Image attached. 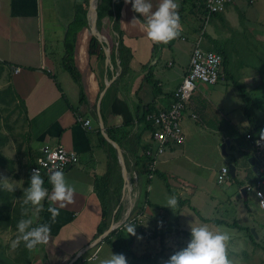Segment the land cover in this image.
<instances>
[{
  "label": "crops",
  "instance_id": "1",
  "mask_svg": "<svg viewBox=\"0 0 264 264\" xmlns=\"http://www.w3.org/2000/svg\"><path fill=\"white\" fill-rule=\"evenodd\" d=\"M253 1L249 0V5L254 4ZM177 2L181 31L176 39L164 44L152 42L141 23L132 22L133 17L140 18L141 21L144 18L134 13L131 4L126 5L123 0L119 31H115L114 20L109 18L103 22L102 28L98 26L102 39L105 38L107 41L105 45H110L108 49L111 54L110 63H107L104 45L97 39L105 59L88 57V43L92 34L87 22V27L77 33L73 54L68 59L79 76V81H75L64 65L67 59L66 37L74 20L76 8L82 4L87 8V12H90L92 6L90 0H0V68H4L5 75L7 73L10 79L9 84L13 87L16 102L24 100L25 103L32 132V140L30 143L28 140L27 145L29 156L39 158L44 155L43 150L46 147L61 146L66 151L75 153L78 159L77 164L64 171L66 182L75 189L74 203L61 208L54 222L48 208L58 205L47 198L42 203L46 205V209L39 225L50 224L51 234L46 244L38 245L34 249L40 255L32 256L31 252V264H71L82 250L85 251L77 259L80 263L87 261V264H98V258L106 256L109 251L116 253L104 242L105 238L90 248L94 241L104 234L103 232L97 238L103 215L97 181H100V191L112 208L110 226L119 210L123 218L125 214L137 215L141 211L146 213L152 207H157L154 201L151 202L148 198V194L154 190L153 182L157 179L164 182L167 192L179 199L180 204L189 203L190 210L196 206L195 201L200 202L201 208L195 209L204 219L226 221L218 218L219 213L216 214L218 210H222L220 213L223 212L228 217L242 210L248 220L247 228L253 227L257 230L255 225L258 222L248 212L245 214L243 208L239 209V204H234V195L222 191L225 197L223 202L217 199L222 198V194L205 193L208 185L206 173L211 167L194 160L190 155H185L184 150H177L178 146H169L165 153L156 159L151 178H148L149 175L147 178L141 176L142 163L136 166L137 158L142 155L144 148L155 145L151 140V129L146 123L148 121L141 119L145 107L158 112L170 105L175 88L189 69L192 49L202 26L201 6L205 5V0ZM152 3L155 9L159 0H152ZM233 6L239 8L233 0L224 13L208 22L213 35L206 31L204 48L210 46L207 37L219 43L218 22L229 21ZM120 41L132 56L124 76H121L123 69L119 58ZM178 42L193 43V46L179 48ZM235 53L232 51V54ZM230 54L228 51V55ZM175 65L178 66L177 73L173 71L170 74ZM15 69H19L18 72H15ZM241 69L239 81L245 84L246 88L252 84L253 87L247 89L257 100L261 98L258 101H264V82L261 84L257 81L264 76V69L258 72L256 67L249 65ZM148 72L151 73L158 90L156 94L152 83L146 80ZM232 76L233 73L226 70L225 79L228 80ZM258 88L259 92L261 91L260 96L255 92ZM226 110L230 112L229 105ZM23 114L26 116L24 112ZM192 114H195L196 118H193ZM199 118L205 128L194 125ZM86 119L91 121V128L82 125ZM234 119L235 116L232 119L228 118L222 127L218 126L221 125L218 120L212 119L207 123L206 119L203 120L197 113L194 101H190L182 119L186 121L182 129L195 126L192 135L190 132L192 138L188 143L189 148L195 146L192 143L196 133L208 136L214 150L221 148L224 138L230 139L231 146L232 139L228 132H231V127L237 123ZM211 124L218 129L212 128ZM186 133L189 135V132ZM106 136L121 147L128 181L124 178L117 151L118 164L112 159L110 146L113 148L114 146L107 141ZM29 145L31 150L28 148ZM243 147L241 150L246 161L255 156L251 142L247 141ZM247 155L251 157L247 159ZM257 162V171L264 173V158ZM194 165L201 169L197 175L194 174ZM240 165L243 170L247 168L243 160ZM235 168L236 176L238 171L236 166ZM220 170L214 171L215 181ZM251 170L252 166L249 171ZM245 176L247 178L248 173H243L242 180L239 181L243 182ZM44 187L51 192L49 185L45 184ZM242 197L245 200L248 198L247 194L246 196L242 194ZM230 208L231 215L228 211ZM144 231L149 235L147 229ZM256 232L258 239L255 240L258 243V240L264 237V230ZM141 237L144 238L143 235Z\"/></svg>",
  "mask_w": 264,
  "mask_h": 264
},
{
  "label": "rangeland",
  "instance_id": "2",
  "mask_svg": "<svg viewBox=\"0 0 264 264\" xmlns=\"http://www.w3.org/2000/svg\"><path fill=\"white\" fill-rule=\"evenodd\" d=\"M234 1L239 5V8L233 6L231 9V17H229L228 22H218L217 28L219 31L217 30V35L220 38L218 44L221 47H225L231 53L228 57L227 70L233 73L236 79L238 78L239 80L242 73L241 68L245 67V65L256 67L258 72H262L264 69V0H254V4L252 5H249V0ZM213 26L215 27V25ZM207 33L212 34L209 24L207 26ZM177 45L179 48H191L193 43L182 44L178 42ZM232 51L233 53L236 51L237 53L235 54L239 55L232 54ZM177 68L178 66L175 65L169 73L171 74L173 71L177 73ZM175 76L176 75H174V77ZM257 81L262 84V81L264 82V76ZM9 82L10 79L7 73L5 75L4 68H0V138L2 139V143H4V145L0 147V150L5 157L12 162H6L5 164L0 165V188L8 191L4 187V182L7 181L8 183H11L13 191L8 192H18L20 195V198L12 200V204L13 206H19L23 198L24 190L29 185L27 166L30 156L27 151L28 140L26 138L29 126L24 118L23 112L18 106L19 102H16L15 99L8 103V100L12 98L14 94L13 87ZM252 87L253 85L251 84L247 88L251 89ZM259 90V88L258 90L255 89V92H258V96H260L261 93ZM2 97L5 99H2ZM260 99L261 98L258 100ZM191 101H194L197 113L203 120L206 119L207 123L212 119L218 120L219 123H221V125L218 126L222 127L224 123L227 122L228 118L232 119V117L235 116L234 121L237 123L231 127V132H228L232 139V145L227 148V156H225L223 155L221 148L218 150L212 148L208 136H204L203 133H196L192 143L195 146L194 148H189L188 143L192 138L190 132L192 135V132L195 129V126H189V129H183L185 142L184 145L178 146L177 150H184L185 155H190L194 160H199L211 167L206 173V183L208 185L205 193H210L211 195H216L217 193L222 194L223 197H217V199H220L223 202L225 197L222 191H227L232 196L234 195V204H239V209L243 208L245 214L248 212L249 215L251 214L253 216V219H256L258 223L255 226L258 231L264 230V226H262L264 221V210L259 206L255 189L247 191L248 198L245 200L242 197V188L239 185L243 173H248L247 178L245 176L243 181L245 185L244 187L251 186L254 188V177L256 175L252 170L249 171L251 166H249V161H246L245 157H243L244 154L241 150L247 142L246 133L248 129L251 128V123L244 114V101L239 90L231 81H228L225 78L222 79V82H218L217 85L199 83V88L193 93ZM226 104L231 108L230 112L229 110H226ZM257 105L258 104L254 105L252 108L253 115L256 120H264V104L262 107H258ZM198 120L199 121L195 122L194 125H199L200 127L205 128L203 121H200V118ZM185 123V120L181 122V125H183L182 127H184ZM207 123L206 125L208 126ZM212 126L213 125L211 124V127ZM212 128L218 129L214 126ZM186 132H189V135ZM225 142L226 139L224 138L222 144ZM242 160L244 161L245 166H247L245 170H243L240 165ZM231 165L237 167L238 175L233 177L230 174L223 184H217L214 171L221 169L223 166L229 168ZM193 170H195L194 174L197 175L201 169L194 165ZM153 186L155 191L153 190L152 193H149L148 198L151 202L154 201L157 207H152L149 209V212L143 213V211H141L139 213H142L143 215V217H141L140 225H143V229H147L149 232L148 236H152V230L155 228V224H162L188 232H190V225L198 226L200 224H206L213 231L220 230L228 232L230 240L227 242V255L233 264H264V237L258 240L260 247L251 243L247 236V227L249 226L247 222L248 220H246V216L243 215L242 210L237 211L238 214L233 213L231 215L232 209H228L229 214L231 215L229 217L223 212L220 213L222 210H218L216 214L218 215L219 213V219H225L232 223L237 221L241 226L245 227V230L239 227H230L226 225H212L211 223L203 222L195 212L191 211L189 203L180 204L178 201L179 199H177V207L173 209L167 207L169 208L167 209V199L172 195L167 192L166 185L164 182H160L156 179L153 182ZM262 189L264 191V187ZM145 195L146 193L143 194V198H145ZM201 201H203V197H201ZM194 203L197 206H193L194 208H201L202 204L200 202L198 203L195 201ZM222 205L225 206V203ZM31 207L32 212H30V215L34 222L37 220L39 212L34 206ZM122 219L123 218H121V220ZM252 228L253 227H250V229ZM17 234V231L13 228H0V257L3 259L6 258L14 264H26L25 260L21 258V243L16 249L11 247V243L16 239ZM164 234L165 238L163 243L159 241V238L146 240L141 237V234H138L137 240L134 244L135 252L138 255L145 254L148 256H155L157 264H164V261H167L174 252L186 247L190 240V236L184 235V232L182 234V232L165 229ZM31 252L32 256L33 254L40 255L37 250L33 249ZM19 258L21 261H18ZM30 259L32 260L31 255ZM144 264H151V262L148 261Z\"/></svg>",
  "mask_w": 264,
  "mask_h": 264
},
{
  "label": "trees",
  "instance_id": "3",
  "mask_svg": "<svg viewBox=\"0 0 264 264\" xmlns=\"http://www.w3.org/2000/svg\"><path fill=\"white\" fill-rule=\"evenodd\" d=\"M85 5H87V1L85 2ZM122 6H123V0H99L98 21H97L99 28H102L103 22L107 18H109V19L114 20V29H115V31L118 32ZM201 9L203 10L202 14H205L206 8H205L204 4L201 6ZM86 13H87V8H85L82 4L78 8H76L74 20L71 22V24L69 26V29L67 32V37H66L67 59L65 60L64 65H65L66 70L71 73L72 78L75 79V81H79V76L75 70V67L71 63V60H68V59H70L72 54H73V48L75 45L77 33L80 32L82 29H85L87 27ZM218 16H220V14H217L213 17H218ZM207 39L209 40V45L212 47L209 46L208 48H205V50L208 52H216V53L220 54L223 58V76L220 77V79H219V82H220V81H222L223 78H225V74H226V70H227V64H228V57H229L228 50L225 47H221L215 41L210 40L209 37H207ZM204 40H206V35H205ZM87 54H88V57H90V58L98 57L99 59H102V60L105 59L104 52L101 48V45L95 38H91L90 43H88ZM131 57L132 56L130 55L128 49L124 46L123 42L120 41V43H119V58L121 61V67L123 69L121 76H124L127 73V70H128L127 67L130 63ZM145 77H146V80L148 82L152 83V85L154 87V93L155 94L158 93L155 82L152 79L151 73L148 72ZM228 80L231 81L235 85V87L239 90V92L242 96V99L244 101V114L247 116L248 121L251 123V128L248 129L247 133H249V135L251 133V136L253 135V137H254L253 139H257V138L264 139V137H262V133H264V120H256L254 115H253V112H252V108L254 105L258 104L257 105L258 107H260V106L262 107L264 104V101H258L254 97L252 92H250L246 88V86L238 80V78L236 79L235 76L230 77V79H228ZM115 83L118 84V82H116V81H115ZM2 99H5V98L2 97ZM15 99H16V95L13 94L12 98H10L8 100V103H10L11 101H13ZM19 102H20V103H18L19 108L26 115V116H24L26 122L29 121V123H28L29 130L26 133V138H27V140H29V143H30V141L32 140V132L30 131V120L26 114V109H25L26 107H25L24 100H20ZM155 112L152 111L151 108H148L146 106L144 113L142 114L141 119L145 121V115L147 113H155ZM146 123L152 131L151 122L148 121ZM247 133H246V135H247ZM1 143H2V139L0 138V147L2 145H4V143H2V144ZM28 148L31 150L30 145L28 146ZM147 148L148 147H145L144 151ZM144 151H143L142 155L137 158L136 166L140 165V163H142L141 176L147 178L148 175H150L151 173L154 174V172H151L149 170V165L151 164V159L148 158L144 154ZM110 152H111V155H113V157H112L113 161L118 164V157H117V152H116L115 148L110 146ZM250 157H251L250 155L246 156L247 159H249ZM37 159L38 158H36V157H31L29 162H28V166H27V168H28L27 169L28 184L30 183L31 168L35 165ZM6 162L12 163L10 160H8V158L5 157V155L0 150V165L5 164ZM218 172H220V171H218ZM41 176L44 178V181H45L44 185L47 184V186L49 185V187H52L49 180H48L49 175L43 173ZM261 180H264V173L257 171L256 175L254 177L255 186ZM147 182H149V179H147ZM96 185H97V191L99 190L98 195H99V199L102 203V209H103L102 224L100 225V227L98 229V236H97V238H98L103 234L104 231L109 229L113 212H112V208L109 205L108 200L106 198H104L103 192L100 191V181H97ZM239 185H240V187H244L243 182H240ZM18 198H20V195L18 192L10 193V192L5 191L2 188H0V202H1V204H0V228H5V229L13 228L14 230L17 231V223L19 220H21L22 218L23 219H28V218L32 219V216L30 215V212H32V207H31V205H24L23 204V198H22L19 206H13L12 200L18 199ZM44 204H46V203H44ZM45 209H46V205H43L42 210L39 211L37 220L33 222V225H32L33 227L39 225V221H40L43 213L45 212ZM191 210L193 212H195L203 222H209V223H212V225H226V226H230V227H239V228L245 230V227L241 226L237 222L229 223V222H226L224 220H218V219L207 220L201 216L200 212L197 209L191 207ZM137 215L133 214V217H136ZM121 218H122V215H121V211L119 210L115 214V222H118L119 220H121ZM129 227H134V232H135L134 235L128 234L127 229ZM165 229H167V230L170 229V230L176 231V232H182V234L184 232V235L190 236V232H188V231H181V230L176 229L174 227L171 228L169 226H165L162 224H160V225L155 224V228H153V230H152V236L150 237L146 234V232L144 231V229L142 228L141 225H138V224H135L132 222V223H127L122 228H119L117 230H113L112 232H110V234L104 239V242L107 243L116 253L124 254L126 259H127V264H144L145 262H148V261H150L151 264H157V260H156L155 256H148L145 254L144 255H138L134 251V244L136 241L137 234L143 235V237L146 240H149L152 238H159V241L161 243H163L164 238H165V234H164ZM247 229H248V237H249L251 243L257 247H260V245L256 242L254 235L252 234L251 229L250 228H247ZM20 248H21V258L23 260H25L26 264H31L30 255H31L32 250H28L27 248H25L23 242H21ZM19 260H20V258L18 259V261ZM0 264H14V263L10 262L6 258L3 259L0 257ZM74 264H87V261H82L80 263V260H76V262Z\"/></svg>",
  "mask_w": 264,
  "mask_h": 264
},
{
  "label": "clouds",
  "instance_id": "4",
  "mask_svg": "<svg viewBox=\"0 0 264 264\" xmlns=\"http://www.w3.org/2000/svg\"><path fill=\"white\" fill-rule=\"evenodd\" d=\"M131 4V10L143 17H133L132 22L141 23L148 39L154 43L167 44L176 39L181 31L180 17L178 13L179 4L177 0H159L158 5L153 7L152 0H124ZM264 137V133H262ZM48 180L51 184V192L44 187V178L39 169L31 172L30 183L23 193V204L31 205L39 212L42 210V201L46 198L58 205L48 208L51 220L54 222L59 215V210L68 204L74 203L75 189L67 182L64 172L61 170L51 171ZM4 187L13 191V186L7 181ZM258 197H264V192H257ZM178 201L175 196L167 199L166 207L171 209L177 207ZM31 218L21 219L17 223V236L11 243L16 249L21 242L28 250L35 249L38 245L46 244L51 234V225L48 223L33 227ZM128 234L134 235V227L127 229ZM230 235L227 231H213L208 225H190V240L187 246L174 252L164 264H233L227 255V242ZM94 246V245H93ZM98 264H127V259L122 253H109L98 258Z\"/></svg>",
  "mask_w": 264,
  "mask_h": 264
},
{
  "label": "built area",
  "instance_id": "5",
  "mask_svg": "<svg viewBox=\"0 0 264 264\" xmlns=\"http://www.w3.org/2000/svg\"><path fill=\"white\" fill-rule=\"evenodd\" d=\"M232 1L233 0H205L206 13L203 14L202 26L192 49L188 71H186L183 79L175 88L170 105L166 109L155 113H147L145 115V120L152 124L151 140L155 144L154 147H148L144 151V154L151 159V164L149 165V170L151 172L154 170L156 159L162 156L169 146H180L184 143V133L181 122L193 93L199 88V83L216 85L220 77L223 76V58L216 52H208L205 50L204 38L208 22L212 20L213 16L224 13L227 6ZM103 41L104 44H107L105 38ZM109 46V44L106 46L107 49H109ZM18 70L19 69H15V72H18ZM192 116L196 118L195 114H192ZM90 122V120L86 119L82 122V125L91 128ZM253 138L251 133L250 135L247 133L246 140L251 142L253 150L255 151V157L260 162L264 158V139ZM43 154V156L36 160L35 165L31 168V172L36 168L39 169L40 175L43 173L49 175L50 172L54 170H61L64 172L68 166L72 167L78 162L75 153L68 152L61 146L56 148L46 147L43 150ZM229 176V168L226 166L222 167L216 176L217 184H223ZM151 177L152 175L150 174L148 178ZM263 187L264 180H261L254 188L247 186V191L255 189L256 193L264 192L262 190ZM256 197L260 208L264 210V197H258L257 195ZM141 217H143L142 213L136 217H133L132 213H130L129 216L125 214L122 220L126 219V222L119 228L132 222L140 225Z\"/></svg>",
  "mask_w": 264,
  "mask_h": 264
},
{
  "label": "water",
  "instance_id": "6",
  "mask_svg": "<svg viewBox=\"0 0 264 264\" xmlns=\"http://www.w3.org/2000/svg\"><path fill=\"white\" fill-rule=\"evenodd\" d=\"M92 0H90V4L92 3L91 2ZM95 12H94V20H93V23L91 24L90 22H88V12H87V22H88V25H90L91 27V34H92V38H95L97 39L100 43H102L104 45V52L106 54V57H107V63H110V58H111V54H110V51L106 48L105 44H104V41L99 33V30H98V24H97V21H98V9H99V0H95ZM106 139L107 141L111 142V144L114 146V148L116 149V151L118 152L119 154V157H120V163L122 165V168H123V172H124V178L126 181H128V173H127V169H126V165H125V160H124V155H123V152L121 150V147L116 143V142H113L112 140H110L109 137L106 136ZM230 146V140H226V142L224 144H222L221 146V151L223 153V155L227 156V148ZM249 164L252 166V170L253 172H257V158L255 156H252L249 160ZM72 167L71 166H68L66 171L70 170ZM235 171H236V168L234 165H231L229 167V173L235 177ZM242 194L243 196H246L247 194V188L244 187L242 188ZM130 215V213L128 214V216ZM115 217L113 218V222L111 224V226L109 227L108 230L104 231V234L96 239L93 243V245L95 246L96 244H98L100 241H102L104 238H106L110 232H112L113 230H116L117 228H119L123 223L126 222V219L124 220H120L118 222H115L114 221ZM252 230V234L254 235L255 239H258V235H257V232L254 228L251 229ZM90 246V248L93 247ZM87 250V248H86ZM85 250H82L80 251V253H78L75 258L73 259L72 263L73 264L81 255L82 253L84 252Z\"/></svg>",
  "mask_w": 264,
  "mask_h": 264
},
{
  "label": "bare ground",
  "instance_id": "7",
  "mask_svg": "<svg viewBox=\"0 0 264 264\" xmlns=\"http://www.w3.org/2000/svg\"><path fill=\"white\" fill-rule=\"evenodd\" d=\"M95 8H96L95 7V0H93L90 12H88V22H90L91 24L93 23V20H94Z\"/></svg>",
  "mask_w": 264,
  "mask_h": 264
}]
</instances>
